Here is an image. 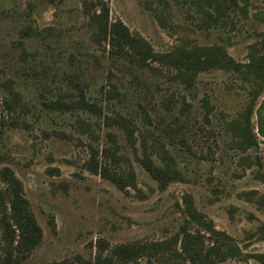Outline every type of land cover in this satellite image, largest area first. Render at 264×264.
I'll return each mask as SVG.
<instances>
[{
	"label": "rangeland",
	"instance_id": "rangeland-1",
	"mask_svg": "<svg viewBox=\"0 0 264 264\" xmlns=\"http://www.w3.org/2000/svg\"><path fill=\"white\" fill-rule=\"evenodd\" d=\"M83 1L0 0V169L21 182L42 232L21 258L0 221V264L8 254L12 264H101L118 245L179 240L197 229L185 196L240 249L220 264H261L252 256L264 255V86L245 110L251 88L232 71L200 73L187 89L170 65L113 60L93 41ZM102 1L109 22L157 54L184 42L245 64L264 34V0ZM105 148L135 188L89 171L92 150L101 160ZM145 154L157 164L171 157L182 179L160 190Z\"/></svg>",
	"mask_w": 264,
	"mask_h": 264
},
{
	"label": "trees",
	"instance_id": "trees-1",
	"mask_svg": "<svg viewBox=\"0 0 264 264\" xmlns=\"http://www.w3.org/2000/svg\"><path fill=\"white\" fill-rule=\"evenodd\" d=\"M230 3L236 5L235 0H230ZM83 10L93 28V41L107 46L108 56L113 60L127 59L140 69L148 68L152 63L170 65L175 70L174 79L187 89L193 87L195 78L200 73L213 69L232 71L250 85L251 101L245 110H252L254 101L263 89L264 34L250 48L249 59L245 64L234 62L219 46H186L184 42L167 54H157L142 37L131 34L120 21L109 22L108 7L102 0H84ZM159 22L162 25L161 20ZM119 121L123 123L124 119ZM245 137L248 138L246 135ZM100 154L102 159L98 160V151L92 150L89 171L108 180L119 191L125 192L128 187L135 188L133 172H126L125 175L116 172L119 160L113 150L105 148ZM140 163L156 181L160 190H164L168 183L182 179L169 156L162 157V162L157 164L145 154ZM0 183V221L14 238L13 251L25 258L40 242L42 232L23 196L21 182L8 167L0 169ZM184 201L188 224L192 222L197 226L194 233L183 230L179 240L172 238L149 244L118 245L108 255L99 257L98 261L101 264H140V258L147 256L148 259L161 260L167 264L169 259L174 261L175 258L184 264H220L227 259H238L242 256L231 237L217 231L210 220H206L196 211L189 196H185ZM203 232L208 235V245H205ZM178 242L180 251L175 248ZM252 257L264 264V255L256 254ZM11 261V255L8 254L3 264H12Z\"/></svg>",
	"mask_w": 264,
	"mask_h": 264
}]
</instances>
